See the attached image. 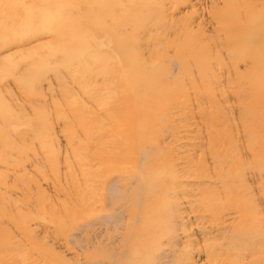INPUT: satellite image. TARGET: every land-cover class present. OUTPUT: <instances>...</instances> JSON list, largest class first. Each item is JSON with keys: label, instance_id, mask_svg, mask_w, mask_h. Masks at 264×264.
Segmentation results:
<instances>
[{"label": "bare ground", "instance_id": "6f19581e", "mask_svg": "<svg viewBox=\"0 0 264 264\" xmlns=\"http://www.w3.org/2000/svg\"><path fill=\"white\" fill-rule=\"evenodd\" d=\"M29 1L37 3L36 12L24 14L20 24L16 17L22 10L10 15L12 40L47 34L53 40L62 39L58 30L65 23L46 14L53 7L52 1ZM115 1L121 20L116 31L106 26L107 11L91 9L88 23H83L88 46L46 50L37 58H49L47 65L53 63V78L62 86V99L76 128L66 135L74 162L65 167L68 184L61 188V199L57 198L69 220L52 223L55 232L62 233L67 248L77 246L80 254L75 264H264V207L249 204L244 192L250 186L240 175L241 168L250 164L257 186L263 183L264 193V83L258 78L264 76V0H221V8L207 13L216 35L207 39L210 44L197 41L188 30L189 23H178L179 37L168 42L181 60L200 70H210L201 61L204 51L213 47L243 64L244 72L231 69L235 78L236 72L245 77L250 73L253 83H247L248 93L242 91L245 84L240 78L242 86L236 98L242 114L239 122L243 121L247 130L241 139L247 142L242 143L244 154L229 140L218 135L215 138L212 129L221 120L217 105L206 96L203 103L196 100L194 107L178 102L179 97L173 99V94L183 95L185 91L182 85L172 88L158 82V52L154 56L150 52L144 60L133 47L138 31L123 36L139 17L144 18L141 28L165 27L166 17L156 12L157 0ZM186 2L166 0L169 10H177ZM175 29L173 22L168 30ZM20 30L22 34H16ZM113 43L118 49L113 46L115 50L109 52ZM194 110L199 123L190 127L197 136L204 127V146L188 141L184 135L191 131L184 126H174L179 113L187 115ZM221 115L228 122L226 113ZM38 127L32 132L41 130ZM196 151L201 155L196 156ZM44 156L54 165L45 151ZM10 175L21 180L24 177L19 172ZM52 189L59 192L55 185ZM219 206L224 209L219 211Z\"/></svg>", "mask_w": 264, "mask_h": 264}, {"label": "rangeland", "instance_id": "374dc122", "mask_svg": "<svg viewBox=\"0 0 264 264\" xmlns=\"http://www.w3.org/2000/svg\"><path fill=\"white\" fill-rule=\"evenodd\" d=\"M48 1H52L50 3L53 4L46 13L48 17L50 16L49 19L65 23L58 30L62 39L55 37L56 40H53L51 35L47 34L38 38L17 37V40H12L14 31L10 33L8 30V25L13 26L11 25L13 18L10 15L16 10H22L16 17V22L19 20L17 24H20L24 14L36 12L37 3L29 0L18 2L0 0V264H75L80 254L76 250V245L70 244L67 248L61 240L62 233H56L52 225L57 221L67 223L69 220V216L67 217L64 211L65 208L60 206L57 198L59 196L61 199V188L65 189L68 184V173L65 167L73 165L74 162L66 135L76 128L75 124L70 122L71 117L68 114L66 102L62 99L65 96L62 86H59L53 78V63L47 65L45 61L49 58L42 57V60L37 58L46 50L51 52L88 46L89 36L84 25L88 23V11L91 9L98 12L107 11L106 26L111 31L119 28L121 20L119 6L115 0ZM197 1L187 0L177 10H169L166 0H157L156 12L166 17L165 27L141 28L144 18L139 17L131 23L132 28L123 36H131L138 31V39L133 47L144 60L149 57L150 52H153V56L156 55L155 52H158L155 62L157 76L159 75L158 82L172 88L182 85L185 91L183 95L173 94V99L179 97L176 98L178 102L182 101L183 104L194 107L196 100L199 99V102L203 103L207 97L210 102L217 105L221 120H218L212 129L215 138L218 135L222 139L229 140V143L237 146L240 153L244 154L246 151L242 152L244 148L242 143L247 144V142L241 139L243 134L247 135V130L245 123L239 122L242 114L237 109L236 98L240 96L238 87L242 86L238 80L242 79L241 82L245 84L242 86V91L244 94L248 93L247 83H253L250 73L248 77L241 75L239 72H244L245 68L243 64L237 62L236 58L231 59L234 56L229 57L224 50L210 47L206 52L201 48L205 52L201 63L210 68L208 71L200 70L201 68L194 64L181 60L175 46L168 45V42L175 41L179 37L178 23H189L188 30L192 31L197 41L206 40L204 42L208 43V38L216 36L212 30L213 26L209 25L207 13L221 8V0ZM37 13L43 15V12ZM173 22L176 24V29L168 30V28L171 29ZM75 27H78V30ZM16 34H22L21 30ZM155 38L163 41H155ZM13 41H19L22 44ZM158 43L159 46H157ZM113 46L116 50L118 49V44L113 43L109 45V52L115 50ZM19 49H27V51L16 53ZM111 54L113 57L116 56V53ZM55 60L59 59L56 57ZM224 64L226 67L220 69ZM233 67L238 68L239 71L236 72V78L233 75L234 71L231 70L234 69ZM80 74L83 75L85 72L80 71ZM199 77L205 78V81ZM258 78L264 83V76L261 75ZM231 109H233L232 113ZM224 113L228 122L221 115ZM179 114L181 117L174 126H184L186 131H191H188L186 135L181 133L180 136L184 135L188 141L204 146L206 143L204 127L200 129L201 136H197L195 129L190 127L193 123H199L196 111L187 115ZM8 123L11 124L10 127ZM227 124L231 125L230 129L224 128L228 126ZM38 126L41 130L33 133V130H38ZM42 128L46 130L39 134ZM177 137V134L174 135V138ZM175 144L173 143V146ZM40 145L42 148L39 151ZM44 151L54 159V165H50L52 162L44 156ZM197 151L200 150L197 149ZM197 151L195 155H201ZM18 172L24 174L22 180L9 176V173ZM240 175L250 186L244 192L249 204L262 209L264 207L263 183L257 186L253 178L255 174L252 166L247 164L242 167ZM52 185L57 186L59 192H55ZM28 190L29 194H26ZM238 203L241 201L237 202L240 206ZM219 207V211L224 209ZM8 217H14V220ZM54 237L56 240H53ZM101 260L106 262L104 258Z\"/></svg>", "mask_w": 264, "mask_h": 264}]
</instances>
